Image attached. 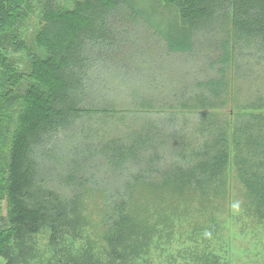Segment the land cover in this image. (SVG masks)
<instances>
[{
	"label": "trees",
	"instance_id": "obj_1",
	"mask_svg": "<svg viewBox=\"0 0 264 264\" xmlns=\"http://www.w3.org/2000/svg\"><path fill=\"white\" fill-rule=\"evenodd\" d=\"M162 1L187 23L162 30L169 51L219 36L198 81L177 80L192 58H147L178 88L164 99L120 56L145 16L132 0H0V264H224L169 248L194 200L224 206L232 170L264 221V0Z\"/></svg>",
	"mask_w": 264,
	"mask_h": 264
},
{
	"label": "rangeland",
	"instance_id": "obj_2",
	"mask_svg": "<svg viewBox=\"0 0 264 264\" xmlns=\"http://www.w3.org/2000/svg\"><path fill=\"white\" fill-rule=\"evenodd\" d=\"M132 7L137 11H143L145 16L139 15L140 21L137 20L130 29L128 35L137 37L136 41L131 45L129 55L121 52V58H136L133 61V73L136 75L135 69L139 68V74L142 78V86L140 93L144 96L155 95L160 99L164 96H170L178 90L177 86L171 84L167 85L162 81L160 72H154L156 65L147 64V58H165L170 61L178 60L179 58H192L189 62L192 64L183 68L177 80H181V76L192 78L196 81L201 80V70H205L204 63H198L197 60L193 62V58H214L211 52L217 49L219 36L217 34H202L198 31L193 37V50L189 52H173L167 48L165 36L162 35V30L167 32L172 27L171 23L175 22L177 26L185 29L187 23L180 18L178 9L173 5H168L162 0H132ZM140 14V13H139ZM142 17V18H141ZM145 19L141 20V19ZM138 23V24H136ZM177 28V27H176ZM31 30V29H30ZM133 40H131L132 42ZM126 50V49H125ZM119 56V58H120ZM213 56V57H212ZM247 58L250 56L248 52L245 53ZM139 58V59H138ZM244 58V57H243ZM138 60V61H137ZM204 67V69H202ZM192 69V74L188 75V70ZM165 71V70H164ZM205 73V72H204ZM169 71L165 72L168 76ZM122 79V76H120ZM139 78V76H137ZM136 78V79H137ZM110 85V81L106 83ZM192 85V83H191ZM135 88H138L135 86ZM152 94V95H151ZM149 96V98H150ZM125 108L124 105H120ZM88 133V132H87ZM64 136V135H63ZM66 137V136H65ZM65 148V147H64ZM67 152V151H66ZM64 153L60 154L62 156ZM103 173L99 178H104ZM101 181V179H99ZM107 188V185H104ZM246 188L240 181L237 172L232 170L227 184V194L224 198V206H218V201L212 203L215 207H209L204 211L198 206V201L194 200L193 207L187 214L181 216L177 220H181L180 229L175 235L174 245L170 246L169 250L178 254L179 251L185 250L188 255L194 248H205L214 250L222 257L224 264H264V221L259 219L252 213H249L246 208ZM100 199L99 205H102ZM90 209L92 219L97 220L96 205L91 204ZM39 250L44 255L45 262L55 260L59 255L57 250L50 244V237L48 232L39 234ZM95 238L94 234H91ZM68 239L64 241L63 246L68 245L72 252L79 254V249L82 240L74 241L70 246ZM99 246L95 248L96 252L101 251V240L97 241ZM55 250V251H54ZM185 255V254H184ZM187 256V255H186ZM155 263L160 264L164 262L163 256L154 255ZM184 257V256H183ZM182 257H179L181 259ZM37 259L35 262H38ZM184 262V261H183ZM141 263V262H139Z\"/></svg>",
	"mask_w": 264,
	"mask_h": 264
}]
</instances>
